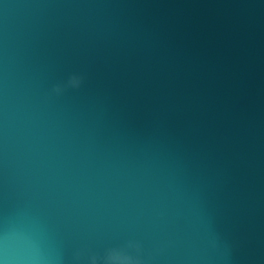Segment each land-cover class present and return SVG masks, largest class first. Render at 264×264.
<instances>
[{
  "label": "water",
  "instance_id": "95a60500",
  "mask_svg": "<svg viewBox=\"0 0 264 264\" xmlns=\"http://www.w3.org/2000/svg\"><path fill=\"white\" fill-rule=\"evenodd\" d=\"M110 249L264 264V0H0V264Z\"/></svg>",
  "mask_w": 264,
  "mask_h": 264
},
{
  "label": "clouds",
  "instance_id": "9594fccd",
  "mask_svg": "<svg viewBox=\"0 0 264 264\" xmlns=\"http://www.w3.org/2000/svg\"><path fill=\"white\" fill-rule=\"evenodd\" d=\"M83 83V77L79 75H72L68 80L62 84L56 85L52 92L55 95H61L67 89H78ZM129 248L135 249L139 252V245L135 243H129ZM91 264H98L97 257L91 258ZM100 264H140L138 256L128 254L123 249H110L102 258H100Z\"/></svg>",
  "mask_w": 264,
  "mask_h": 264
}]
</instances>
